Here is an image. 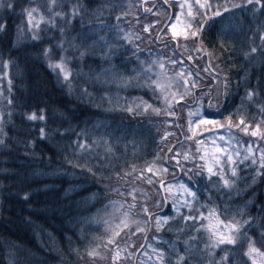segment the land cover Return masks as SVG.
Masks as SVG:
<instances>
[{
	"label": "trees",
	"instance_id": "1",
	"mask_svg": "<svg viewBox=\"0 0 264 264\" xmlns=\"http://www.w3.org/2000/svg\"><path fill=\"white\" fill-rule=\"evenodd\" d=\"M127 1L79 0L83 14L70 26L74 29L72 35L82 33L90 37L88 55L83 62L84 72L115 66L125 81L119 88L115 84L109 87L82 82L77 86L75 81L71 89L65 87L62 78L58 79L49 69L42 55L44 48L57 44L58 29L44 34L40 42L20 38L15 47L8 38L0 39V61H10L8 67L0 63V116L3 117L0 138L6 140L0 145V264H96L95 257L113 264V253L106 246L111 234L103 226L105 206L118 199L121 192L146 184L134 181L132 176L124 177V173L135 169L138 176L140 169L156 159L161 160L162 167L171 166L167 159L172 155L169 148L175 147L182 152L183 147H187L183 131L172 129L182 125L187 132V116L181 117L179 113L164 115L168 111L152 97L141 80L138 82V73L133 70L138 68L139 61L155 58L168 66V61L182 58L193 78L205 77L200 85L205 91L208 90L207 78L216 74L221 81L219 102L224 117L239 110L253 128L261 120L260 104L249 106L246 100L244 104L241 101L245 96V85L264 87V58L255 55L249 60L244 55L253 43L260 44L264 17L254 16L246 9L233 8L232 15L224 13L223 17L209 21L211 27L204 32L202 41L198 40L194 45L192 38L187 39L182 47L181 42L173 41L167 35L175 16V5L165 0H135V4L134 0L132 3ZM41 2L43 0H37V3ZM65 2L70 5L77 0ZM241 2L243 0H209L211 4L227 3L230 8ZM145 8L150 10L145 11ZM5 11L0 9V20L5 18ZM19 12L18 7L16 14L8 15L7 22L13 35L21 23ZM167 15L169 19H166ZM144 27L148 31H144ZM127 33L131 34L130 43L121 37ZM101 35L111 41V64H104L102 59L108 46L94 45ZM197 48L202 50L197 52ZM168 49L171 51L166 52ZM189 54L194 58L192 61L188 60ZM168 68L169 74L176 73L177 67ZM77 70L74 66L73 71ZM129 77H132L130 82ZM225 77L231 81L227 102L223 94ZM84 87H88L90 96L81 95ZM212 88V95L216 96L217 85ZM9 98L14 100V105L8 104ZM258 99L264 102V96ZM142 101L163 109L160 118L151 111L145 115L142 107L139 114L127 110ZM41 108L46 109L48 118L49 136L45 140L39 139V127H34L22 115ZM233 118L239 119L236 115ZM57 130L64 134L54 135ZM78 134L81 142L87 137L90 153H82L77 148ZM93 141L98 143L93 144ZM105 143L111 146L110 154ZM186 167L193 166L188 163ZM240 169L245 179L239 182L230 197L226 189H217L193 173L176 170L170 181L182 180L198 189L197 208L205 205V211L213 207L223 209L227 204L234 211L243 209L245 219L256 217L259 221L264 207V176L256 175L251 166L241 165ZM210 192L211 201L208 199ZM159 212L162 216H173L170 208ZM179 228H184V221L174 218L159 231L149 232V244L169 253L173 264L177 253L184 255V244L188 241L189 230L181 232ZM191 234L195 231L191 230ZM156 236L159 241L154 239ZM199 247L203 249L204 243L199 242ZM215 251L219 252V249ZM135 260H129L127 264H136Z\"/></svg>",
	"mask_w": 264,
	"mask_h": 264
},
{
	"label": "snow or ice",
	"instance_id": "2",
	"mask_svg": "<svg viewBox=\"0 0 264 264\" xmlns=\"http://www.w3.org/2000/svg\"><path fill=\"white\" fill-rule=\"evenodd\" d=\"M18 7L20 8L21 23L17 25L13 35L7 19L9 14H16ZM179 7L182 11L174 14L175 19L179 22L183 15V9L187 8V23L184 25L183 36L185 40L191 37L194 45L198 40H203L204 32L211 27L210 20L214 21L215 17H223L224 13L232 15L233 8L246 9L254 16L259 14L264 17V0H243L241 3L232 4L231 8L225 3L217 5L215 9L208 0H195V3H188L186 0ZM0 9L6 10L5 18L0 20V39L8 38L12 47L16 46V42L20 38H30L32 41L40 42L44 34L53 29L59 30L60 37L55 47L44 48L42 55L47 61L49 69L57 75L58 79L62 78L65 87L71 89L74 81L77 86L82 82L86 85L93 83L109 87L111 84H115L118 88L125 83L115 66L100 67L99 71L90 69L87 73L84 72L83 62L88 55L87 41L90 37L82 33L72 35L74 29L70 27L76 17L83 14L79 0L70 5L65 0H43L41 3H37V0H27V4L25 0H0ZM149 10L145 8V11ZM209 12L212 15H209ZM116 19L119 21L120 17L118 16ZM144 31H148V28L145 27ZM170 31L173 41H176L177 36L181 35L175 24H172ZM123 39L131 42L128 36H124ZM259 39V45L253 43L250 51L244 53L246 59L251 60L255 55L264 58V26H261ZM110 44L111 41L102 35L94 41V45L97 47L108 46V50L102 57L104 64L112 63L110 57L113 52ZM221 46L223 47V44ZM201 50V48L196 49L197 52ZM76 53L79 55L77 56ZM193 59L189 54L188 60L192 61ZM77 60L79 61L78 65H76ZM0 63H3L4 67H8L10 61H0ZM184 63L182 58L171 60L172 65L180 66V71L175 75H169L165 64L158 60L151 63L141 62L138 68L133 70L138 73V82L143 80V86L148 88L154 99L163 98L170 116L177 115L176 105H179L181 114L187 110L188 131L183 134L185 139L191 140L197 145V149L196 153H192L190 150L182 153L175 147L169 148V152L174 153L167 158L168 161H174L171 166L160 167L155 163H150L139 170L138 176L135 174V169L131 173H124V177L132 176L134 181L149 185L150 189L155 191L156 198L151 197L148 189L134 186L131 191L121 193L125 196L124 203L112 202L111 207L114 209L112 215L118 223L112 225L106 222L111 233L106 246H109V252L113 253V264H127L133 256L137 257L139 264H173L169 259V253H166L161 247L147 242V233L153 222L159 231L162 223H167L169 219L174 218L184 221V228H179V231L189 230L188 241L184 244V255L177 253L175 264H264V207L261 208L259 221L256 217L245 219L243 209L234 211L227 204L223 209L213 207L205 211V205H201L200 208L196 207V204L199 203L198 189L193 188L188 182H174L167 179V174L171 172L174 176L176 170L193 173L200 176L201 180L206 179L208 184L214 185L217 189H226L230 197L231 192L237 189L239 182L245 179L241 176V165L251 166L256 175L264 176V145L257 141H245L244 144L247 146L241 150L242 145L237 136V132H241L244 135L259 137V140L264 141V102L258 99V97L264 96V87L258 85L256 88H250L249 85H245V96L241 103L244 104L246 100L249 106L260 104L261 120L253 128L252 123L244 115H240L239 110L235 114L229 112L228 116L224 117V113L220 109L218 86L221 81L218 75L210 74V78H207L208 90L205 91L200 87L205 77L192 78L191 72L184 70ZM74 66L78 68L75 72L73 71ZM157 68L159 71H156ZM204 71L207 72V68ZM197 75L199 76V73ZM131 79L132 77H129V82ZM9 84V91H11V81ZM214 84L217 85L216 96L212 95V85ZM230 84L231 81L225 77L223 94L226 102ZM81 95H91L88 87L82 89ZM8 104L14 105V100L9 98ZM205 104H207V108H205ZM141 107L145 115H148L149 111L156 115H160L164 111L148 101L137 103L135 108L129 107L127 110L130 113L139 114ZM214 109L215 111H213ZM8 115L11 118V111ZM22 115L31 121L34 127H39L40 140L48 138L46 109L41 108L39 111L25 112ZM234 115L239 119L235 120ZM0 123H3L2 116H0ZM177 127L181 126L177 125ZM205 133L208 134L206 139L211 142V156L209 148L201 150L199 147L205 143L203 138ZM53 134L63 135L64 133L57 130ZM86 141L87 137H85V142H81L78 134L76 146L82 153L91 152V147ZM5 143L6 140L0 138V145ZM30 143H34V141H30ZM92 143L98 142L93 141ZM253 143H256V148H253ZM233 145L236 146L235 151H233ZM104 147L110 154L111 146L105 143ZM197 159L202 163H195ZM105 160H107V156H105ZM190 161L193 163V167H186ZM145 173L149 175H145ZM120 178L123 179V177ZM189 180H191V176H189ZM129 196L131 197L130 203L127 202ZM27 198L26 195L25 199ZM211 198L210 192L209 201ZM169 202L175 216H161L153 212L152 204L160 208L166 207ZM108 207L105 206V211ZM237 216L240 218L238 219ZM191 230L195 231L194 235L191 234ZM138 234L143 235L138 236ZM133 237L143 238L145 243L136 244ZM154 238L159 241L158 236ZM199 242L204 243L203 249L199 247ZM121 244L124 245V248L120 247ZM216 249H219V252H216ZM125 251L127 256L121 259V254ZM173 251L175 252L176 249L173 248ZM89 254L93 253L90 251ZM217 256H219L218 259Z\"/></svg>",
	"mask_w": 264,
	"mask_h": 264
},
{
	"label": "rangeland",
	"instance_id": "3",
	"mask_svg": "<svg viewBox=\"0 0 264 264\" xmlns=\"http://www.w3.org/2000/svg\"><path fill=\"white\" fill-rule=\"evenodd\" d=\"M123 1H127V0H123ZM132 1L133 0H128L127 2H130V3H132ZM138 1V0H137ZM164 2H168V3H172L173 4V6L175 5V7H176V10H175V13H181V8L179 7V5L180 4H182V3H185L186 2V0H165ZM187 2L188 3H195V0H187ZM208 2H209V0H208ZM134 4H135V0H134V2H133ZM125 4V3H124ZM212 6H213V9H215L216 8V6H217V4H212ZM202 11V10H201ZM160 13H162V15H164L165 14V11H161ZM159 13V14H160ZM169 15V14H168ZM168 15H167V17H166V19H169V17H168ZM187 23V8H185V9H183V15H181V20L178 22V21H176V19H175V16L173 17V21L171 22V25L169 26V30H168V36H169V38H172V35H171V31H170V29H171V26H172V24H175L176 25V27H177V31L179 32V33H181V35H178L177 36V38H176V41H178V42H181L182 43V47H183V42L185 41V39H184V36H183V33L185 32V28H184V25ZM145 28V27H144ZM124 36H128L129 38L131 37V34H126V35H122L121 37H122V39H123V37ZM173 39V38H172ZM188 39H191V37H189ZM124 40V42H126V40L125 39H123ZM182 47H178L180 50L182 49ZM166 48H169V47H166ZM165 51V50H164ZM168 51H171L170 49H168V50H166V52H168ZM173 51V50H172ZM154 60H157V59H155V58H150L149 60H147V61H143V60H141V61H139L138 63L140 64L141 62H147V63H151L152 61H154ZM160 62H162V63H164V61L163 60H160ZM168 62H170L169 64H168V66L169 67H171V69H172V67L174 66V65H172L171 64V60L170 61H168ZM168 66H166V69H167V71L169 70L170 71V69L168 68ZM175 67H177L176 68V72H179L180 71V66L179 65H175ZM183 68H184V70L186 71V72H189L188 70H187V67L185 66V65H183ZM156 71H159V68H157L156 69ZM169 74V73H168ZM169 75H175V73L174 74H169ZM193 78V77H192ZM142 81V83H144L143 82V80H141ZM147 88V87H146ZM159 101H160V104L162 105V107L165 109V111H167V106L164 104V102H163V98H160V99H158ZM177 107H178V113L180 114V116L181 117H183V116H187V110H185L182 114L179 112V105H176ZM157 118H160V115H156L155 113H153ZM164 115L165 116H167V115H169L168 113H164ZM187 119H188V117H187ZM181 127H175V128H172V129H181V131H183V133L185 132V130H183V128H182V125H180ZM198 133H199V130H198ZM189 135H191V133H188ZM207 133H205V137H203L204 139H205V143L204 144H201V145H199V147H200V149L201 150H203L204 148H209L210 149V156H211V142L209 141V140H207L206 139V137H207ZM237 136H238V138L240 139V143H241V145H242V147H241V150H243V148L244 147H246L247 145H245L244 144V142L245 141H248V142H253V141H257L259 144H261V145H264V141H261V140H259V137H252L251 135H244L243 133H241V132H237ZM174 137V136H173ZM174 139V138H173ZM186 142H187V147H183V151H182V153L183 152H185V151H191L192 153H196V149H197V145L193 142V141H191V140H187L186 139ZM253 148H256V143H253ZM236 150V146L235 145H233V151H235ZM172 155H174V153H172ZM170 162V164H174V161H169ZM182 163H183V160L181 161ZM152 163H155V165H157V166H160V167H162L160 164H161V160H158V159H156L155 161H153ZM190 164H191V166H193V163L190 161L189 162ZM195 163H197V164H199V163H202V161H200L199 159H197L196 161H195ZM147 175H149L148 173H147ZM172 175V173L171 172H169L168 174H167V177H169V178H167L168 180H170L171 178L170 177H172L171 176ZM176 182H184V181H182V180H176ZM148 187H150L149 185H147V184H145L144 186H142L141 188H143V189H148ZM122 190V189H121ZM150 191V195H151V197H154V196H156V193H155V191L154 190H149ZM122 193V192H121ZM125 193V192H124ZM161 195H163V193H161ZM123 197V198H122ZM120 198H122V199H120ZM112 202H117V203H124L125 202V196H123V195H120L119 194V198L118 199H116V200H114V201H112ZM112 202H109V204H108V208H107V212H106V219H104L103 221V226H105V228H106V230H109V228H108V223H111L112 225H115L116 223H118V221L116 220V219H114V217H113V215H112V213H113V211H114V209L111 207V204H112ZM127 202H131V197L129 196V197H127ZM153 205V204H152ZM164 208H166V209H171V213H172V208H171V203L169 202V204L166 206V207H164ZM164 208L163 207H160V209H158L155 205H153L152 206V209H153V212L154 213H156V214H159V215H161L160 214V210H164ZM186 211L185 212H187V209H185ZM173 214V216H175V214L174 213H172ZM162 216V215H161ZM169 221V220H168ZM106 222H108V223H106ZM166 224V223H165ZM164 223H162V225H161V227L162 226H164L165 225ZM133 228H134V225L132 226ZM160 227V228H161ZM152 230H157L156 229V226H155V222H153V224L151 225V228H150V230L148 231V233H147V236H148V238H147V242L149 243V238H150V236H149V232H153ZM111 234V233H110ZM143 234H138V236H142ZM152 235V234H151ZM110 236V235H109ZM134 241H136V244H140V243H145V240H143V238H141V239H137V237H133L132 238ZM155 239V238H154ZM121 248H124V246H120ZM99 256V255H98ZM124 256H127V252L125 251V252H123L122 254H121V259H123V257ZM132 259H136L135 260V262H136V264H139V261H138V259H137V257L136 256H133V257H131L129 260H132ZM144 259H147V257H144ZM95 260H97V262H96V264H106L105 262H104V258H96L95 257Z\"/></svg>",
	"mask_w": 264,
	"mask_h": 264
}]
</instances>
